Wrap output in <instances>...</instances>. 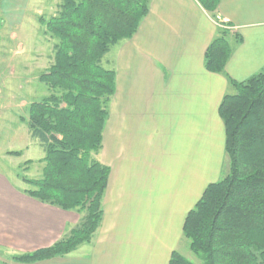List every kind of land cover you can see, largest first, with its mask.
Instances as JSON below:
<instances>
[{"label":"crops","instance_id":"crops-1","mask_svg":"<svg viewBox=\"0 0 264 264\" xmlns=\"http://www.w3.org/2000/svg\"><path fill=\"white\" fill-rule=\"evenodd\" d=\"M216 20L241 37L222 73L204 68ZM107 53L116 78L96 156L109 167L100 224L75 250L28 264H168L186 213L222 170L229 80L264 66V0H220L215 17L197 0H151L136 33ZM24 189L0 173V264H27L10 257L51 246L79 221Z\"/></svg>","mask_w":264,"mask_h":264},{"label":"trees","instance_id":"trees-1","mask_svg":"<svg viewBox=\"0 0 264 264\" xmlns=\"http://www.w3.org/2000/svg\"><path fill=\"white\" fill-rule=\"evenodd\" d=\"M215 17L220 0H197ZM151 0H60L55 15L39 22L54 38L53 63L39 75L50 93L27 107L31 138L44 151L41 176H22L23 192L46 204L83 213L79 222L46 248L13 255L18 263L62 256L91 241L98 228L109 167L97 154L115 92L116 73L104 55L130 39ZM241 37L217 28L204 52V68L222 73ZM218 114L224 126V176L203 190L186 213L182 238L199 260L178 250L168 264H264V66L248 78L229 80ZM20 155L21 151H8ZM30 161H26L28 165Z\"/></svg>","mask_w":264,"mask_h":264},{"label":"rangeland","instance_id":"rangeland-1","mask_svg":"<svg viewBox=\"0 0 264 264\" xmlns=\"http://www.w3.org/2000/svg\"><path fill=\"white\" fill-rule=\"evenodd\" d=\"M59 4L60 0H0V173L13 187L28 188L21 177L38 178L42 173L44 151L30 137L25 119L28 105L50 93L39 75L53 63L55 40L45 33L39 18L55 15ZM216 25L228 29L219 20ZM26 161L30 163L25 165ZM225 170L224 160L218 180ZM78 214L80 220L83 213ZM175 250L199 261L185 239Z\"/></svg>","mask_w":264,"mask_h":264}]
</instances>
